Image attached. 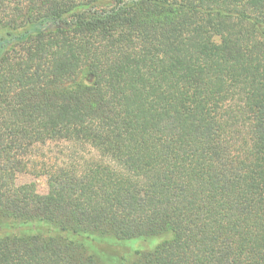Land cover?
Instances as JSON below:
<instances>
[{
    "label": "trees",
    "instance_id": "1",
    "mask_svg": "<svg viewBox=\"0 0 264 264\" xmlns=\"http://www.w3.org/2000/svg\"><path fill=\"white\" fill-rule=\"evenodd\" d=\"M127 256L264 264V0H0V264Z\"/></svg>",
    "mask_w": 264,
    "mask_h": 264
},
{
    "label": "rangeland",
    "instance_id": "2",
    "mask_svg": "<svg viewBox=\"0 0 264 264\" xmlns=\"http://www.w3.org/2000/svg\"><path fill=\"white\" fill-rule=\"evenodd\" d=\"M48 149H50V150H53L54 152L55 151H57V149H59V148H57L56 146H54V145H50L49 147H48ZM45 151H46V148H45ZM31 181H33V182H35V184H36V189H37V192L38 193H40V194H44L45 192H46V190H47V188H46V180H45V178L44 177H39V178H33L32 176H30V175H24V176H21V177H19L18 178V180H17V182L18 183H20V184H22V183H28V182H31ZM152 240H154V239H152ZM151 240V241H152ZM150 241V242H151ZM155 241V240H154ZM136 242H139V241H136V240H132V241H129L128 242V245H130V246H128V247H130V248H132V245L134 244V243H136ZM117 249H118V251L119 252H122V253H128L127 251H129V250H125V249H123L122 247H120V246H118V247H116ZM115 248V249H116ZM126 258H129L128 259V264L133 260V258L131 259L130 257H126Z\"/></svg>",
    "mask_w": 264,
    "mask_h": 264
}]
</instances>
